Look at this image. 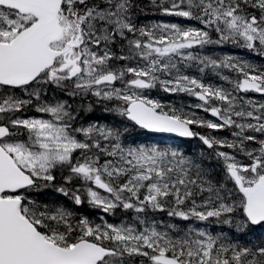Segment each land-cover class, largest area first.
Listing matches in <instances>:
<instances>
[{"label":"snow or ice","instance_id":"obj_1","mask_svg":"<svg viewBox=\"0 0 264 264\" xmlns=\"http://www.w3.org/2000/svg\"><path fill=\"white\" fill-rule=\"evenodd\" d=\"M152 4L200 27L140 25L139 0H0V264H264V239L174 232L147 215L167 208L184 221L231 224L238 214L241 230L264 226V138L257 135L264 137V103L245 96L264 95V66L194 51L234 45L264 58V0ZM193 65L237 78L221 77L229 88L206 84L186 73ZM157 85L196 98L195 108L216 119L183 107L166 111L145 95ZM49 86L60 98L48 97ZM84 102H115L111 111L142 129L231 149L216 156L232 187L214 185L179 148L129 144L118 128L80 125ZM193 125L228 129L231 139L199 135ZM57 171L64 185L79 182L56 189L71 192L75 206L132 210L135 217L94 223L33 199L55 184Z\"/></svg>","mask_w":264,"mask_h":264},{"label":"trees","instance_id":"obj_2","mask_svg":"<svg viewBox=\"0 0 264 264\" xmlns=\"http://www.w3.org/2000/svg\"><path fill=\"white\" fill-rule=\"evenodd\" d=\"M221 73L225 76L230 77V80H233V76L236 77L233 73L231 75H228L227 72H221ZM223 75H220V77H222ZM220 77H219V80H217V81L223 87L228 88V85H230V84L223 81ZM226 84H227V86H226ZM166 98H167V100L172 101L175 104H179L182 101L181 96H178V97L167 96ZM168 107L169 106L165 105L166 111L168 110ZM175 108H178V107H175ZM111 118H113V117H111ZM202 119H205V118L203 117ZM200 129L201 130L198 129L199 132H204V127H200ZM183 144H184L183 145L184 154L186 156L190 157L193 161H194L193 156H196L195 162L198 163L200 165L201 169L207 174L205 177L206 179L210 180L214 185H217V186H219L221 184H226V186L228 188L232 187L231 183L226 181L225 173H224V167L222 165V162L214 154L213 149H207L199 139L190 140V141L185 140L183 142ZM202 158H205V160H203ZM55 185H56V182H55ZM59 185L61 186V184H59ZM57 186H58V184H57ZM53 192H54V190H53ZM45 195H46L45 202L41 200L42 203H47L49 201L47 204H56V203H59V201L57 199L64 201L63 197L53 194L52 191L46 193ZM169 210L170 209L166 208L165 211L160 212L161 215H163V217L165 219L164 221L166 224H164V226L165 225H171L168 222V217H169L168 211ZM235 217H238V219H239V220H237V223L234 222V225H228V226H223L224 225V223H222L223 218H221V221L209 220V221L203 222L200 225H195V226H189V224H192L195 222L194 219L184 221L182 219H179L178 217H170L169 221L172 222L175 226L173 229L174 232H176V231H187L188 229H197V230L203 229L205 231L212 233L213 235H218L216 233V231H217L216 229L221 228L220 230H222L223 233H221L220 235L225 236L228 239L233 240V241H239L240 243H246L247 237H249V235L251 236V239L253 241L260 240L261 237L264 235V226L254 227V226L249 225L244 230L237 228L236 226H238V224L240 223V216L238 214L234 215L232 217V219H234Z\"/></svg>","mask_w":264,"mask_h":264},{"label":"rangeland","instance_id":"obj_3","mask_svg":"<svg viewBox=\"0 0 264 264\" xmlns=\"http://www.w3.org/2000/svg\"><path fill=\"white\" fill-rule=\"evenodd\" d=\"M156 23H170V22H166V21H158ZM177 24H180V23H177ZM182 26V25H181ZM194 27H198L197 25H195ZM161 94L160 91H154L152 89L150 90H146L145 92V95L149 98V99H153V100H159L158 98V95ZM199 103L198 101H195V102H191V106L195 107V105ZM190 112H191V108L188 109ZM239 159H241L240 157H238ZM135 216V215H134ZM129 222L132 220V219H128ZM126 220H120L118 222H114L113 224H120V223H125Z\"/></svg>","mask_w":264,"mask_h":264},{"label":"flooded vegetation","instance_id":"obj_4","mask_svg":"<svg viewBox=\"0 0 264 264\" xmlns=\"http://www.w3.org/2000/svg\"><path fill=\"white\" fill-rule=\"evenodd\" d=\"M59 91L54 89L53 87L49 86L48 89H47V94L48 95H55V94H58Z\"/></svg>","mask_w":264,"mask_h":264},{"label":"bare ground","instance_id":"obj_5","mask_svg":"<svg viewBox=\"0 0 264 264\" xmlns=\"http://www.w3.org/2000/svg\"><path fill=\"white\" fill-rule=\"evenodd\" d=\"M244 237V236H243Z\"/></svg>","mask_w":264,"mask_h":264}]
</instances>
